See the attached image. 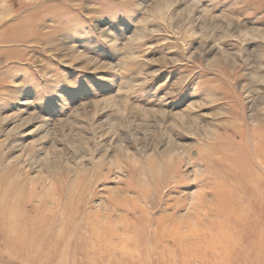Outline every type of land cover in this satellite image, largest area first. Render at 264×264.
<instances>
[{
  "label": "rangeland",
  "instance_id": "374dc122",
  "mask_svg": "<svg viewBox=\"0 0 264 264\" xmlns=\"http://www.w3.org/2000/svg\"><path fill=\"white\" fill-rule=\"evenodd\" d=\"M8 185L0 264H264V0H0Z\"/></svg>",
  "mask_w": 264,
  "mask_h": 264
},
{
  "label": "bare ground",
  "instance_id": "6f19581e",
  "mask_svg": "<svg viewBox=\"0 0 264 264\" xmlns=\"http://www.w3.org/2000/svg\"><path fill=\"white\" fill-rule=\"evenodd\" d=\"M239 164V163H238ZM242 167V166H241ZM240 167V168H241ZM246 167V166H245ZM244 168V167H243ZM240 169V170H242L241 172H242V179H241V181H239V183L240 182H243L244 181V183H249L250 181H251V175L248 173V171H247V169L245 168V169ZM238 170V169H237ZM249 170V169H248ZM241 174V173H240ZM249 177H250V179H249ZM254 183V182H253ZM258 183V182H257ZM255 189V188H254ZM6 190V189H5ZM2 191V192H0V234H1V232L2 233H5V237L4 238H6L7 239V241H8V238H9V240L11 241V243H10V245H7V247H5L6 249H11V247H13L14 246V240H13V238L11 237V236H13V235H15L16 236V240L15 241H17L18 240V238H19V235H16V230H15V227H16V225H18V223L20 222L19 221V219H18V217H17V215H16V205L13 203V200H12V198H11V196H10V194H9V191H10V188H9V185H8V187H7V190L6 191ZM225 198V197H224ZM228 199V198H227ZM224 201H227V200H224ZM230 201V200H229ZM235 211V210H234ZM233 211V212H234ZM238 215V214H237ZM219 216V217H218ZM221 216L220 215H217L215 218H220ZM215 220V219H214ZM241 220V219H240ZM214 222H210V225H212ZM244 224V223H243ZM243 224H242V222L240 223V226L242 225L243 226ZM223 229V227L221 228H218V230L216 231V233L217 234H220V236L222 235V234H224V236H225V233H226V231L224 230H222ZM191 233L192 234H194V236L196 235V233H198V231H191ZM190 233V234H191ZM228 233V232H227ZM10 234V235H9ZM20 234V233H19ZM3 237V236H2ZM212 237V236H211ZM211 237H210V239H211ZM185 239V238H184ZM197 240V239H196ZM199 240V239H198ZM212 241V240H211ZM218 241V240H217ZM198 244H199V242H197ZM199 247V246H198ZM211 247L212 246H210V248L209 247H204V249H203V253L204 252H206L207 250H209V249H211ZM14 248V247H13ZM196 250H198V249H196ZM196 250L194 249V251H193V254H195L194 252H196ZM225 251H227V250H225ZM224 251V252H225ZM201 252V251H200ZM225 254V253H224ZM228 255V254H227ZM196 256V255H195ZM185 261V260H184ZM221 261V260H220ZM185 264V263H184Z\"/></svg>",
  "mask_w": 264,
  "mask_h": 264
}]
</instances>
